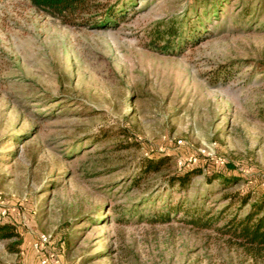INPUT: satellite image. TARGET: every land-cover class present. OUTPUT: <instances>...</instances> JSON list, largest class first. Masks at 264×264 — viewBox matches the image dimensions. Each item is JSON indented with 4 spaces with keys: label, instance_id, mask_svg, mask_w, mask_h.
<instances>
[{
    "label": "rangeland",
    "instance_id": "374dc122",
    "mask_svg": "<svg viewBox=\"0 0 264 264\" xmlns=\"http://www.w3.org/2000/svg\"><path fill=\"white\" fill-rule=\"evenodd\" d=\"M103 1L107 26L0 0V220L22 237L0 238V264H264L224 221H152L182 199L218 213L226 192L264 193V0ZM160 153L171 167L142 175ZM194 164L186 191L166 189ZM215 168L240 180L207 182Z\"/></svg>",
    "mask_w": 264,
    "mask_h": 264
},
{
    "label": "trees",
    "instance_id": "16d2710c",
    "mask_svg": "<svg viewBox=\"0 0 264 264\" xmlns=\"http://www.w3.org/2000/svg\"><path fill=\"white\" fill-rule=\"evenodd\" d=\"M31 1L39 7L50 10L64 23L70 25L94 24L96 20H99L98 23L96 22L97 26H107L117 18L115 5L103 0ZM176 32L174 25L168 34L173 36ZM173 157L167 153L143 157L140 165L141 174L160 172L170 168ZM201 173L203 169L195 164L190 167H179L166 174L165 187L166 189L175 187L181 192L186 191L193 179ZM205 179L209 183L217 179L223 184H230L240 180V177L233 174L227 175L223 168H215L211 173L205 174ZM134 181L135 183L140 182L141 177L135 178ZM222 198L227 200V204L218 213H214V209L207 207L205 203L182 199L174 205H169L166 211L155 210L152 221L170 220L179 212H182L185 220L198 227H211L217 222L224 221L220 228L235 238L240 245L250 249L264 247V193H257L253 190H234L226 192ZM148 200L152 201L151 198ZM233 207H236V210L230 217H227L228 211ZM140 215L144 216V213ZM0 238L10 240L8 247L13 251H18L22 243V237L16 224L6 219L0 220Z\"/></svg>",
    "mask_w": 264,
    "mask_h": 264
},
{
    "label": "built area",
    "instance_id": "2783aa9c",
    "mask_svg": "<svg viewBox=\"0 0 264 264\" xmlns=\"http://www.w3.org/2000/svg\"><path fill=\"white\" fill-rule=\"evenodd\" d=\"M4 214V213H3ZM47 263V259H43L42 260V264H46Z\"/></svg>",
    "mask_w": 264,
    "mask_h": 264
}]
</instances>
